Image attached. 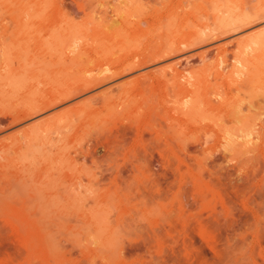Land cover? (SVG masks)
<instances>
[{
    "label": "rangeland",
    "instance_id": "1",
    "mask_svg": "<svg viewBox=\"0 0 264 264\" xmlns=\"http://www.w3.org/2000/svg\"><path fill=\"white\" fill-rule=\"evenodd\" d=\"M107 11L129 20L89 37ZM262 11L264 0H0V264H264V18L228 33ZM192 37L204 43L187 48ZM175 45L183 51L112 81L178 64L180 84L204 76L210 102L196 116L187 89L173 97L170 72L146 90L115 87L91 113L80 102L111 81L9 124L20 105ZM137 126L154 151L126 152Z\"/></svg>",
    "mask_w": 264,
    "mask_h": 264
},
{
    "label": "bare ground",
    "instance_id": "2",
    "mask_svg": "<svg viewBox=\"0 0 264 264\" xmlns=\"http://www.w3.org/2000/svg\"><path fill=\"white\" fill-rule=\"evenodd\" d=\"M264 11H262V13H263ZM109 12L107 11V13H104V14H102V15H97V16H95L94 17V25H93V27L91 28L92 29V32L90 31V27L87 29V31L89 30L90 32H91V34H88L89 35V37H95V36H101L102 37V35H108V33H107V29L110 27L109 25V22H111V23H114V21H117V20H124L125 18H124V16H123V14H120V12L119 13H113V14H108ZM110 13H112V12H110ZM122 13H126L125 11H123ZM260 14V15H254V16H250V17H246V19L245 20H243V21H241V22H238V24H237V22H235L234 23V26L232 25L231 26V30L230 31H228V33H230V32H238L239 30H241V29H244V28H246V27H250V26H252V25H254L256 22H259V21H262V19L264 18V15L263 14ZM131 15H134V14H132V13H130ZM261 15H263V16H261ZM93 16V15H92ZM92 16H89L90 17V19H91V21H93L92 20ZM129 16V15H128ZM143 16H146V14L145 15H143ZM152 16V18L154 19V20H157V21H162V20H164V18H165V14L163 15V14H154V15H151ZM181 16V15H180ZM140 17V16H139ZM168 17V15L166 16V18ZM185 17V16H184ZM96 18V19H95ZM130 18V17H129ZM171 18V17H170ZM169 18V19H170ZM173 18V17H172ZM168 18L166 19V20H169ZM176 19V21L177 20H179L178 19V17H174L173 18V20H175ZM125 20H129L128 18L127 19H125ZM146 20H147V18H146ZM171 20V19H170ZM173 20H171V22L173 21ZM181 20H182V18H181ZM264 20V19H263ZM190 21V20H189ZM132 22V21H131ZM147 22L149 23V21L147 20ZM175 22V21H174ZM124 23H126L125 21H124ZM132 23H134V22H132ZM141 23H146V21H142ZM140 23V24H141ZM241 23V24H240ZM169 24V23H168ZM236 24V25H235ZM134 25V24H133ZM144 25H147V23L146 24H144ZM164 25V26H163ZM162 25V27H165V25H167L166 23L165 24H163ZM140 26V25H139ZM139 26H137L139 29H141V31H147L148 30V28L150 27V25H149V27L148 28H142V27H139ZM168 26V25H167ZM112 27H113V24H112V26H111V28L110 29H112ZM233 27V28H232ZM137 28V29H138ZM159 28H161V25H160V27ZM158 28V29H159ZM110 29H108V31L110 30ZM130 29H131V27H129V24H122V27L121 28H119L118 29V31H120V32H125L126 33V35L128 36L129 35V33L132 31V29H131V31H130ZM138 29V30H139ZM158 29H157V31H158ZM162 29V28H161ZM161 29H159L160 31H161ZM169 29V28H168ZM167 29V30H168ZM229 30V29H228ZM89 31H88V33H89ZM114 32V31H113ZM116 32V31H115ZM150 32V31H149ZM148 32V33H149ZM169 32V31H168ZM264 32V31H263ZM128 33V34H127ZM166 33V32H165ZM225 33H226V35H228L227 34V32H225L224 31V34L222 33V35H223V37H224V35H225ZM233 33H231V34H233ZM87 34V33H86ZM116 35H118V33H115ZM131 34V33H130ZM216 34V33H215ZM208 35V36H207ZM207 35H205V42H206V40H209L210 41V39L212 40V39H214V38H216L215 36H213V35H210V34H207ZM126 36V37H127ZM168 37V36H167ZM214 37V38H213ZM259 37V36H258ZM193 38H195V39H193ZM218 38V37H217ZM96 39V38H95ZM164 39H168V38H164ZM197 39H199V40H197ZM259 39H261V38H259ZM192 40H194L193 42L195 43H190V45H191V47H187V48H194L195 47V45L197 46V43L199 44L200 42H202V40L203 39H201L200 37L199 38H197V37H192V39L190 40V41H192ZM262 40V39H261ZM264 41V40H263ZM189 42V41H188ZM188 42H186V43H188ZM259 42H261V41H259ZM202 43H204V42H202ZM201 43V44H202ZM185 44V43H184ZM172 45H174V44H172ZM200 45V44H199ZM168 46V45H167ZM193 46V47H192ZM99 48V47H98ZM164 48V47H163ZM119 49H121V48H119ZM126 50H128V49H126ZM156 50V49H155ZM94 51H95V48H94ZM180 51H183V48L180 46V45H175V46H169L168 48H166L165 47V49H160V50H158V51H156V52H154V53H150V54H144V55H142V56H140V57H136L134 60L132 59L131 61H127V62H125L124 61V63H121L118 67H113L114 69L111 71V72H109L110 70H111V68H105L104 67V69L102 68H100L102 71H100L101 72V74H102V77H94L93 76V78H92V76L90 77V78H88V79H84L83 80V82L82 83H80V85H77V87H75V88H72V89H67V91L65 92V91H61V92H58V93H56V94H53V96H51V97H49V98H47V97H45V98H43V100L42 101H39V100H36L37 102H35V103H32V104H29V105H26V106H24V105H20L21 106V108H22V106H23V108L22 109H20L19 111L17 110V112L16 113H14V114H12V113H10V118H11V122L9 123V124H15V123H18V122H21V121H23V120H27L28 118H30V117H34L36 114H38V113H42V111H45L46 112V110L47 109H50L51 107H53V106H55V105H58V104H60V103H62V102H65V101H67V100H70V99H73V98H75L76 96H79V95H81V94H84L86 91H89V90H92V89H94L95 87H97V86H100V85H105L107 82H109V81H111L112 82V84L108 87L107 86V90H103V92H101L102 94H99V95H97L96 94V92L91 96V94L90 95H88V96H90V97H88L87 96V99H84V101L83 102H80L81 104H79V111L80 112H93V111H96L97 109H98V104H101L102 106H107V105H109L110 104V102H111V96H110V94H112L111 92H115V91H113L114 90V88L116 87V89H118V87H120V88H122V86L125 84V85H128V83H130L129 85L130 86H132L131 84H132V82H136V83H138L141 87H145L144 88V90H146V86H149V85H151L152 84V81H154V78L155 79H157V77H159V75H157V74H160V75H163L164 77H167V78H169L168 77V75H169V73L170 72H173V74H170V76H172V79H171V77H170V79H169V81H173V83H175L176 84V81L175 80H177V82L182 78V77H184V78H186L185 77V75L184 76H182L183 75V72H180V70H179V68L177 67V65L178 64H176V65H170L169 66V70L167 69V68H160V69H158V70H156V71H153L152 73L150 72V71H147L146 73H144V75L142 74V76H143V79L140 77V75H139V77L137 78L136 77V79H133V80H131V81H126V82H124V83H120V82H116V81H114V82H116V83H114L112 80H118L119 78H121V77H123L124 75H126V74H128V73H131V72H133V71H136V70H139V69H141V68H147V66L148 65H150L151 63H156L157 61H160L161 59H165L166 57H170V56H172V54H176V53H178V52H180ZM118 52V51H117ZM130 52V51H129ZM127 53V52H126ZM106 55V54H105ZM202 61L204 60V58H202L201 59ZM162 61V60H161ZM180 62V61H179ZM158 63V62H157ZM183 65V64H182ZM113 66H115V65H113ZM109 67V66H108ZM111 67H112V65H111ZM170 69L172 70V71H170ZM184 69V68H183ZM185 70H187L186 68H185ZM109 72V73H108ZM99 73V72H98ZM134 73V72H133ZM198 74H200V73H198ZM163 76H161L163 79H164V77ZM201 76V75H200ZM207 76V75H206ZM189 77V76H188ZM196 77V76H195ZM192 77L191 76V80H190V77L189 78H187V82L186 83H183V84H180L179 82H178V85H177V87H175V86H173V83H172V86L173 87H175L174 88V91H173V94H176L177 93V91H180V89H182V88H185V89H187V94H184L186 97H188V99H187V102L186 103H183V104H187V103H189L190 104V110L188 109V108H186V109H188L189 111H187V112H196V114H195V116L197 115V109H198V111H199V108L201 107H205V106H203V105H206L207 106V104L210 102V100L209 99H207V98H205V97H203L200 93H199V88L201 87L200 86V83H202V79H203V77L204 76H201L202 78H199V77ZM140 78V79H139ZM166 78V79H167ZM194 78V79H193ZM168 82V81H167ZM114 83V84H113ZM169 83V82H168ZM186 84H188V85H186ZM128 85V86H129ZM134 85V84H133ZM181 85H183V86H181ZM171 86V83H169V87ZM190 86V87H189ZM124 87V86H123ZM167 87V86H166ZM192 87V88H191ZM105 88V87H104ZM148 88H150V86L148 87ZM184 90V89H183ZM102 91V90H101ZM150 91V90H149ZM148 91V92H149ZM175 91H176V93H175ZM184 91H186V90H184ZM200 91H201V88H200ZM64 92V93H63ZM147 92V93H148ZM59 93H60V95H59ZM58 94V95H57ZM148 94H150V93H148ZM172 94V95H173ZM151 95V94H150ZM177 95L178 94H176V95H174L173 97H177ZM116 96V95H115ZM146 96H147V94H146ZM118 97H120V96H118ZM47 98V99H46ZM113 98V97H112ZM131 98V97H130ZM147 98V97H146ZM185 99V98H184ZM143 100V99H142ZM156 100H157V98H156ZM39 101V102H38ZM144 101V100H143ZM156 102V101H155ZM159 102V101H158ZM165 102V101H164ZM132 103V102H131ZM147 102H145V104H146ZM169 104H170V102H168ZM158 104V103H157ZM182 104V103H181ZM96 105H98V106H96ZM130 105V104H129ZM173 106H174V104H172ZM179 105V104H178ZM116 106V105H115ZM114 106V107H115ZM188 106V105H187ZM19 107V106H18ZM113 108V107H112ZM116 108V107H115ZM130 108V107H129ZM202 108V111H204L205 109H203ZM12 109H14V108H12ZM12 109L10 110V111H12ZM16 109V108H15ZM14 109V110H15ZM138 109V108H137ZM177 110H179V108H177ZM166 111V110H165ZM201 111V110H200ZM120 112H122V111H120ZM179 112H181L180 110H179ZM190 112V113H191ZM9 113H7V115H5V116H8V114ZM40 113V114H41ZM44 113V112H43ZM118 113V112H117ZM163 113V112H162ZM175 113H177L176 112V109H175ZM182 113V112H181ZM186 113V112H185ZM193 113V114H194ZM200 113V112H199ZM206 113V112H205ZM120 114V113H119ZM166 114H168V112L166 113ZM180 114V113H179ZM189 114V113H188ZM193 114H191V115H193ZM51 115V114H50ZM61 115V114H60ZM135 115V114H134ZM183 115L185 116V114L183 113ZM200 116H202L203 117V115H201V114H199ZM198 115V116H199ZM58 116H59V114H58ZM194 116V117H195ZM135 117H136V115H135ZM154 117V116H153ZM162 117H165V116H162ZM161 117V120L163 119ZM53 118V117H52ZM58 118V117H57ZM127 118V117H126ZM190 118V117H189ZM199 118V117H198ZM50 119V118H49ZM61 119V118H60ZM130 119V118H129ZM135 119V118H134ZM169 119V118H168ZM192 119V118H191ZM136 120V119H135ZM134 120V121H135ZM164 120V119H163ZM172 119H170L169 120V122L171 121ZM195 120V119H194ZM44 121H47L46 119L44 120ZM168 121V120H167ZM167 121H165L166 123H167ZM177 121V120H176ZM196 121V120H195ZM194 121V122H195ZM156 122V121H155ZM158 122V121H157ZM172 122H173V120H172ZM175 122V121H174ZM43 123V121L40 123V124H38V127H40L41 128V126H42V128H43V126H44V124H42ZM44 123H46V122H44ZM162 122H160L159 123V125L158 126H160V127H166V126H162V124H161ZM175 123H177V122H175ZM156 124H158V123H156ZM198 124V123H197ZM164 125H166V124H164ZM180 125V124H179ZM2 126V125H1ZM5 126V125H4ZM174 126V125H173ZM173 126H170V127H173ZM176 126H177V124H176ZM176 126H174V127H176ZM41 128V129H42ZM49 128H50V126H49ZM128 129V128H127ZM133 129V128H132ZM161 129V128H160ZM181 129V128H180ZM182 129H184V127H182ZM0 130H1V127H0ZM34 130V129H33ZM131 130V129H130ZM135 130V129H134ZM133 130V131H134ZM163 130V129H162ZM29 131V130H28ZM42 131H43V129H42ZM46 131V130H45ZM177 131V127H176V130L175 131H173V132H176ZM181 131V130H180ZM27 132V131H26ZM160 132L161 131H156V133L154 134L155 135V137H153V138H155V139H153L154 141L155 140H157V141H160V140H162L161 139V137L162 136H160ZM169 132V131H168ZM171 132V131H170ZM178 132V131H177ZM201 132V131H200ZM125 133V132H124ZM129 133V132H128ZM182 132H179L178 134H179V136H180V134H181ZM202 133V132H201ZM28 134V133H27ZM200 134V133H199ZM209 134V133H208ZM208 134H206V135H208ZM31 135V134H30ZM129 135V134H128ZM123 136V135H122ZM136 136H137V138L134 140V142L127 148V153H134V154H136V152H138L137 150V148H136V146L137 145H139L140 146V148H142L146 153H148L149 152V150H151V151H154L155 149H150L149 147H148V145H147V147H148V149H147V147L143 144V142L141 143V141L139 142L138 141V139L139 138H142L143 137V132L140 130V127L139 126H137L136 127ZM178 136V137H179ZM184 136V135H183ZM151 137V136H150ZM149 137V138H150ZM193 137V136H192ZM194 137H196L195 135H194ZM152 138V137H151ZM150 138V139H151ZM127 139V138H126ZM177 139V138H176ZM27 141V140H26ZM157 141H156V144H159V143H157ZM118 142V141H117ZM181 142V141H180ZM137 143V145L135 146V144ZM145 143V142H144ZM182 143V142H181ZM203 143H205V141L203 142ZM118 144V143H117ZM148 144V143H147ZM163 144V143H162ZM183 144V143H182ZM150 145V144H149ZM185 144H183V146H184ZM127 146V145H126ZM159 145H157V151H158V153L161 155L162 154V150H163V148H162V146H159ZM187 146V145H186ZM125 147V146H124ZM185 147V146H184ZM162 148V149H161ZM186 148V147H185ZM188 148V147H187ZM117 149H119V148H117ZM180 150V149H179ZM142 151V150H141ZM187 152H189L188 150H186ZM179 152V151H178ZM191 152V151H190ZM116 153V152H115ZM152 153V152H151ZM150 154V153H149ZM9 155H10V153H9ZM115 155V154H114ZM11 156V155H10ZM12 157V156H11ZM134 157V156H133ZM5 159V158H4ZM8 159V158H7ZM1 161H3V160H1ZM6 161H8V160H6ZM153 163V162H152ZM141 164V163H140ZM140 164H134V163H132V165L131 164H129V165H131V167L134 169V170H137V171H144V169H145V171H146V169H150V167L149 166H147L146 165V163H145V165H140ZM128 165V164H127ZM157 165V164H156ZM154 166H152V168H153ZM109 169V168H108ZM64 204V203H63ZM45 210H46V208H45ZM49 210V209H48ZM47 211V210H46ZM56 213V212H55ZM47 214V213H46ZM49 214V213H48ZM47 214V215H48ZM61 214V213H60ZM50 215V214H49Z\"/></svg>",
    "mask_w": 264,
    "mask_h": 264
}]
</instances>
